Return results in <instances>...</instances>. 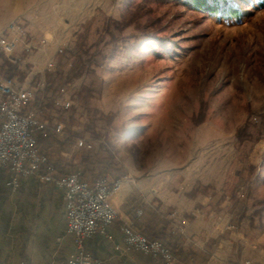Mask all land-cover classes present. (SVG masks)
I'll use <instances>...</instances> for the list:
<instances>
[{"label":"rangeland","instance_id":"rangeland-1","mask_svg":"<svg viewBox=\"0 0 264 264\" xmlns=\"http://www.w3.org/2000/svg\"><path fill=\"white\" fill-rule=\"evenodd\" d=\"M12 22L37 49L16 63L0 51V78L8 63L38 89L29 111L62 126L46 150L60 170L81 172L83 141L110 162L86 181L129 186L121 227L137 231L124 208L136 197L141 225L157 213L179 238L189 212L226 227L234 264H264V7L217 20L175 0H0V33ZM60 89L68 110L49 102Z\"/></svg>","mask_w":264,"mask_h":264},{"label":"built area","instance_id":"built-area-1","mask_svg":"<svg viewBox=\"0 0 264 264\" xmlns=\"http://www.w3.org/2000/svg\"><path fill=\"white\" fill-rule=\"evenodd\" d=\"M37 44L20 22H12L0 33V51L13 63L18 61L17 52L30 53L37 49ZM37 90L26 84L19 85L14 79L0 78V169L8 171L7 185L13 192L19 189L22 179L29 177L62 190L66 232L74 244L67 264H99L86 254L84 243L97 234L106 235L117 218L110 197L120 189L123 180L109 181L102 177L89 184L81 179L79 171L61 176L42 171L47 157L37 147V135L50 132L59 136L63 129L60 124L50 126L40 121L29 111ZM52 104L61 110L71 107L64 89L58 91ZM76 147L83 148L85 144L78 141ZM120 231L127 250L173 264L169 249L161 242L146 239L130 225L124 224Z\"/></svg>","mask_w":264,"mask_h":264},{"label":"crops","instance_id":"crops-1","mask_svg":"<svg viewBox=\"0 0 264 264\" xmlns=\"http://www.w3.org/2000/svg\"><path fill=\"white\" fill-rule=\"evenodd\" d=\"M24 15L30 19L27 12ZM44 36L51 38V35ZM9 178L8 171L0 169V264H67L74 244L66 232L62 190L29 177L22 179L19 189L13 192L7 185ZM128 194L129 186L122 184L110 197L118 218L106 235L97 234L84 243L86 254L99 264H153L150 257L127 250L123 243L119 222L127 220L121 212V204ZM157 194L150 198L159 200L161 205L170 204L168 199H161ZM191 214L183 215L185 218L181 220L187 219L184 233L172 241L177 252L189 247L195 253L186 264H234L226 255L230 242L220 238L226 227L216 221L208 225L201 216L196 217L193 213L192 217ZM174 264L184 263L175 256Z\"/></svg>","mask_w":264,"mask_h":264},{"label":"trees","instance_id":"trees-1","mask_svg":"<svg viewBox=\"0 0 264 264\" xmlns=\"http://www.w3.org/2000/svg\"><path fill=\"white\" fill-rule=\"evenodd\" d=\"M178 2H181L182 5L189 7L197 12L206 14L208 16H212L217 20H237L243 15L244 10V4L248 5H256L258 7H264V0H175ZM5 63H7L5 61ZM8 75L5 77L7 79L12 78L11 75L15 71L14 65L8 64ZM12 72V73H11ZM52 98L50 99V103L52 104ZM54 137L53 134L50 132H42L37 135V147L40 150L41 153L46 155L47 162L46 165L42 168V171L45 173L52 172L55 175H65L68 173H64L62 170L59 169V167L56 165L55 162L51 161L50 157L46 154V150L50 147V144L52 143ZM61 146L64 144H60ZM90 145H85V147L81 148L82 154H81V172L80 177L82 180L86 181L85 175L91 167L94 168L93 165L99 167V171L96 173L101 175L102 173L109 171L110 168V162L102 161V160H96L94 158L93 151H89ZM99 178L96 177L90 181H86L89 184L94 183ZM130 203V205H128ZM128 205V206H127ZM125 213L128 217H130L134 228L137 230V232L145 237L146 239L152 241L154 238H160L164 241L166 240V236H169L170 238L165 241L166 247L169 249L172 257L175 258V256H178V260L181 263L186 264V261L194 257L195 253L191 252V249L187 247L184 250H178L176 247L172 244V241L177 239V236L173 235V231L169 230L167 233V230L164 226H161L160 229H156V226L159 225V220L161 221V216L157 213H152L150 220H148L144 225L140 224V216L138 215V210H145L146 206L141 204L136 197H129L127 201L124 203ZM182 255V258L180 257ZM149 257V256H146ZM153 264H164L160 259L158 258H152L150 257Z\"/></svg>","mask_w":264,"mask_h":264}]
</instances>
